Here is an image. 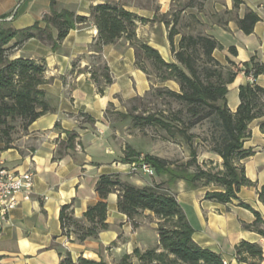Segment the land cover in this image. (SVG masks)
<instances>
[{"label": "crops", "instance_id": "1", "mask_svg": "<svg viewBox=\"0 0 264 264\" xmlns=\"http://www.w3.org/2000/svg\"><path fill=\"white\" fill-rule=\"evenodd\" d=\"M117 3L143 22H136V38L158 51L167 63H174L168 40L173 25L177 35L173 45L178 47L182 35H202L215 39L221 46L212 56L220 64L234 63L237 75L228 85L227 106L234 113L239 105L238 89L246 84L264 88V76L253 78L243 72V64L256 57L264 64V0H0V27L24 29L40 22L44 16L63 10L75 15L88 16L92 6ZM255 13L259 21L253 32L245 35L237 21L246 12ZM97 29L91 21L70 30L55 51L48 43L31 39L11 54V58L44 59L45 80L43 90L54 111L33 122L26 132H17L12 148L2 150L0 165L16 171L31 170L34 174L29 201L21 202L9 216L0 239V264H60L69 254L76 264L79 258L118 264L124 255L135 249L145 251L156 247L158 220L149 211L135 220L137 226L117 210V194L105 199L107 228L96 238L83 242L74 235L63 236L59 213L64 205L71 204L73 216L81 220L86 209L100 200L95 185L101 175L117 174L122 181L136 187L150 185L142 175H129L126 164L121 163L112 141L105 131L107 112L124 113L128 101L142 97L151 88L179 92L174 81L156 82L135 66V51L123 37L102 48L101 62L109 69L112 83L103 95L97 93L90 79L93 44ZM234 47L236 55L228 52ZM77 68L73 70V64ZM86 71L78 72V70ZM90 117L94 123H89ZM263 119L249 125L250 137L244 148L253 155L240 161L246 177L254 184L241 187L238 198L260 215V228L264 231V205L257 191L264 185V131ZM58 125V129L55 126ZM64 131L78 134L73 151L56 157L59 143L67 139ZM98 131L102 132L101 135ZM214 165L221 159L210 158ZM214 186L189 190L182 181L172 191L193 228V241L202 248L221 255L227 264H264V238L255 231L245 229L255 221L253 212L234 201L218 204L204 200ZM153 231L150 234L148 230ZM242 241L261 246L262 260L240 263L235 247ZM133 264H138L132 259Z\"/></svg>", "mask_w": 264, "mask_h": 264}, {"label": "trees", "instance_id": "2", "mask_svg": "<svg viewBox=\"0 0 264 264\" xmlns=\"http://www.w3.org/2000/svg\"><path fill=\"white\" fill-rule=\"evenodd\" d=\"M88 21L97 29V39L92 46L95 57L89 71L97 93L103 95L106 87L112 83L107 65L98 56L104 46L112 45L123 37L135 51L137 68L151 80L160 83L174 81L179 86V92L165 88H151L149 92L171 98L184 108L171 113L169 118L163 112L129 114L126 117L131 118L134 127H154L163 130L171 138L180 137L190 148V160L185 164H177L150 154L144 155L142 159L153 169L154 176L165 177L161 182H152L144 187L122 181L117 174L101 175L95 185V192L100 200L86 209L81 220L74 218L71 204L61 207L59 222L62 235H74L79 242L96 238L99 232L107 228L105 199L109 194L116 193L117 210L134 227L137 226L135 220L144 211L151 212L158 220L157 246L145 251L135 249L132 255H124L118 264H133L132 259H136L138 264H223L221 255L200 247L192 239L193 228L172 191V187L182 181L189 190L216 187L217 190L205 193L204 200L223 205L236 201L240 207L253 212L255 221L244 227L264 238V231L260 228V215L237 196L241 187L254 186L246 177L240 161L253 155L251 149L244 148L245 141L250 137V123L263 119L261 130L264 131V88L252 84L240 86L239 105L232 113L227 106V87L234 81L238 70L233 69L234 63L229 60L228 65H222L213 58L214 50L221 48L215 39L202 35H182L175 48L173 37L178 32L173 25L168 40L175 62L167 63L158 51L136 38V22L144 20L125 10L120 4L107 2L92 6L88 16L51 9L49 15L30 27L20 30L0 27L1 149L12 148L13 136L17 132H26L33 122L54 111L42 88L46 83L44 59L11 58L12 52L31 39L48 43L51 51H55L70 30ZM258 21V16L248 11L237 21V25L245 35H249ZM228 52L231 56L236 55L234 47H230ZM76 68L74 63L73 70ZM86 70L87 68L78 72ZM243 72L253 78L264 76V64L252 57L243 64ZM87 121L94 123L90 117ZM204 121L212 126L210 152L221 159L220 165L213 166L210 162L206 168L197 163L196 151L192 147L195 136L188 133L189 129ZM55 128L58 129V125ZM64 133L67 139L59 143L53 160L73 151L79 144L75 131ZM137 157L138 154L128 148L121 163L127 165L136 162ZM192 166H195L194 171H189ZM257 195L259 202L264 205V185L258 189ZM235 257L240 263H247L248 260L260 262L262 248L242 241L235 247ZM60 264L75 263L66 254ZM76 264L106 263L79 258Z\"/></svg>", "mask_w": 264, "mask_h": 264}, {"label": "rangeland", "instance_id": "3", "mask_svg": "<svg viewBox=\"0 0 264 264\" xmlns=\"http://www.w3.org/2000/svg\"><path fill=\"white\" fill-rule=\"evenodd\" d=\"M125 107L124 113L107 112V119L105 122L108 133V140L112 141V148L119 152V160L124 158V154L128 148L138 154L136 160L143 158L144 155L150 154L159 158L165 159L169 162H176L177 164H185L190 160V148L180 138L169 137L163 130L154 127L137 128L133 126L132 120L126 115L160 113L164 116L171 117V113H177L184 108L176 101L166 96H158L153 91L148 92L142 97L134 98ZM183 118H186L183 111ZM176 124V123H175ZM212 126L208 121H204L188 130L189 134H193L195 138L192 140V147L196 151V161L201 166L206 168L209 163H214L210 158H214V154L210 152ZM101 135L102 132L98 131ZM195 166L189 168V171H194ZM130 175V174H129ZM142 175V174H139ZM146 177L151 183L161 182L165 177L152 176ZM150 234L153 231L146 229Z\"/></svg>", "mask_w": 264, "mask_h": 264}, {"label": "built area", "instance_id": "4", "mask_svg": "<svg viewBox=\"0 0 264 264\" xmlns=\"http://www.w3.org/2000/svg\"><path fill=\"white\" fill-rule=\"evenodd\" d=\"M127 168L130 175L154 176L153 169L142 158L127 164ZM33 177L31 170L20 172L0 165V239L10 213L21 202L29 201L33 188ZM223 264L227 263L223 262Z\"/></svg>", "mask_w": 264, "mask_h": 264}]
</instances>
